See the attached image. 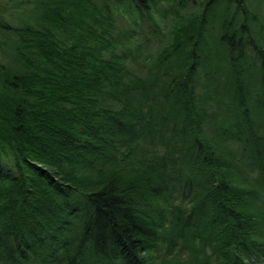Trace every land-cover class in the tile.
Wrapping results in <instances>:
<instances>
[{
    "label": "trees",
    "instance_id": "16d2710c",
    "mask_svg": "<svg viewBox=\"0 0 264 264\" xmlns=\"http://www.w3.org/2000/svg\"><path fill=\"white\" fill-rule=\"evenodd\" d=\"M247 3L35 0L2 21L0 264H264Z\"/></svg>",
    "mask_w": 264,
    "mask_h": 264
},
{
    "label": "rangeland",
    "instance_id": "374dc122",
    "mask_svg": "<svg viewBox=\"0 0 264 264\" xmlns=\"http://www.w3.org/2000/svg\"><path fill=\"white\" fill-rule=\"evenodd\" d=\"M34 1L35 0H0V28H1V23L3 22H8L11 24H16L18 23L20 18H24L27 17L28 15H31V9L34 8ZM17 3V4H16ZM245 8H248L249 10H254L255 13H257L258 15V19L260 20L259 23L255 22L254 20L256 18H254L253 15L254 12L252 11V18H249V28L250 29H256V26H260V24L262 23V17L264 16V0H248L247 4H244ZM28 13V15H27ZM17 16V19L15 20L14 17ZM28 16V17H29ZM32 16H34V14H32ZM253 20V22L251 21ZM123 24L126 25L127 22L123 21ZM129 25H127L128 27ZM253 35V34H252ZM254 36V35H253ZM11 39V36H9L8 34H2V31L0 30V54H4L6 56L11 55L12 51L10 49L9 46V40ZM248 39V38H246ZM250 41V56L251 58L252 55L254 56V59H248V63L242 64L243 68H242V78L245 80L251 79V76L255 75L257 73V66H256V62H259L257 59H259V55L260 52L259 50H261L262 48H258L257 44L253 41H251L250 39H248ZM260 45L262 46V44L260 43ZM257 55V56H256ZM245 76V77H244ZM233 80L230 79L231 83ZM254 118H258V111L254 110L252 113ZM264 122L260 123V127H262L261 129L264 130ZM235 148L241 150L243 149V146L241 145H235ZM262 195L264 196V191H262Z\"/></svg>",
    "mask_w": 264,
    "mask_h": 264
}]
</instances>
